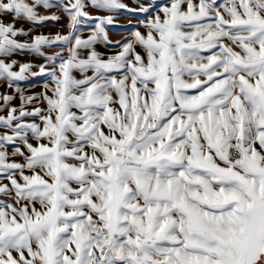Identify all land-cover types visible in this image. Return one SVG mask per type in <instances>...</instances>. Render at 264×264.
I'll return each mask as SVG.
<instances>
[{
    "label": "snow or ice",
    "instance_id": "6c2138e0",
    "mask_svg": "<svg viewBox=\"0 0 264 264\" xmlns=\"http://www.w3.org/2000/svg\"><path fill=\"white\" fill-rule=\"evenodd\" d=\"M88 6L155 15L105 57ZM38 8L69 34L19 42L2 17L59 19ZM28 76L51 87L0 95V264H264V0H0V78Z\"/></svg>",
    "mask_w": 264,
    "mask_h": 264
},
{
    "label": "crops",
    "instance_id": "0c3cea01",
    "mask_svg": "<svg viewBox=\"0 0 264 264\" xmlns=\"http://www.w3.org/2000/svg\"><path fill=\"white\" fill-rule=\"evenodd\" d=\"M155 15V11H152L150 14H145L142 17L139 18H131L128 19L127 22L125 23H121L120 25H108V26H104L105 27V32L107 34L108 40L112 41L113 43H107L104 41H98L95 44V49L96 51H98L101 55L107 57V56H111V55H115L118 51L119 48L117 46H115V41H124L126 38H130L131 37V33L135 30H139L142 33L145 32V28L143 27L142 21H145L148 17ZM26 29L24 31H26L28 33V35L33 34V37L36 35H46L45 33H41L42 30H51L54 29L53 32H55L54 34L51 33V31H49V34H47V36H55L56 34H61V35H68L70 30L68 29H63L62 32L60 31V33H56L57 32V26H32L27 24V26L25 27ZM95 30V24L92 25H88V26H83L82 28H79L76 30V34H78L82 39H87ZM36 34V35H35ZM17 40L19 42H30L31 39H29V37H25V36H18ZM43 49V48H42ZM41 49V50H42ZM139 50V49H138ZM45 55H53L56 52H61L63 53V55L65 57H67L68 53L66 48L65 49H61L55 46L52 47H44V49L42 50ZM8 62V61H7ZM23 63H31L33 65H35V67L32 68L31 71L33 72H38L39 71V65L41 64H45L46 61L42 56H38L35 53L28 51V50H23V51H18L17 54V67L14 68V71H18L19 70V65L23 64ZM50 65H49V70H50ZM36 78V79H35ZM5 81L7 82H3L1 83V92L2 95H9V91H13L16 92L17 88H20L21 90H23L24 95L26 96H33L36 95L38 93H41L42 91H44L43 85L45 83H49V86L51 87V82L49 80L48 77L46 76H28L27 79L22 80V81H16V82H11V87L9 86V81L7 79H5ZM49 95H51V93H49ZM11 96H14L13 94H11ZM16 98H14L11 103L10 106L11 107H19L20 106V97L19 94L17 93V95L15 96ZM36 106H40V107H46V105L44 104H37ZM32 106H28L29 110H31ZM0 115H7V110L4 109L2 107V102H1V106H0ZM29 122H31L29 120ZM17 145H9L8 146V152H9V161L11 162L12 160H14L15 162H21V158L20 157H12L11 156V152L13 151L14 147ZM23 150V149H22Z\"/></svg>",
    "mask_w": 264,
    "mask_h": 264
},
{
    "label": "rangeland",
    "instance_id": "374dc122",
    "mask_svg": "<svg viewBox=\"0 0 264 264\" xmlns=\"http://www.w3.org/2000/svg\"><path fill=\"white\" fill-rule=\"evenodd\" d=\"M29 3L32 2V0H28ZM65 3H67V0H64ZM121 2L123 4H125L128 8L131 9H138L139 6L141 4H143L144 6L148 7L151 4H155V5H161V4H165L167 3V0H121ZM85 3H88V0H85ZM88 13L89 16L91 17H104V16H112L113 17V23L110 25H120L121 23H125L128 21V19H135V18H139L145 15V13H141V12H127L126 10H114L111 12H106L103 10H98V9H94L91 6L86 7L85 9ZM37 11L39 12L40 15H47V16H52L55 15L57 17H59V19L52 21V20H48V21H44L42 24H33L32 22L23 20V19H16L15 21H13V17L12 16H3L2 19L5 23L8 22H14L15 23V27L17 29H23L25 30L27 24L32 25V26H57L58 28L56 29L57 32L56 33H60V31L62 32L63 29H69L68 24H69V17L68 15L62 10V9H57V8H52V9H44V8H38ZM152 11L148 12L147 14H150ZM96 20L94 19H88V18H81V22L80 24L77 25V29L82 28L83 26H88V25H92V24H96ZM108 26V25H106ZM54 29H51L49 31H51L52 34H54L55 32H53ZM48 30H42V34L45 33L46 35L49 34ZM36 35V34H35ZM29 39H31L33 37V34L28 35ZM17 39V38H16ZM44 49V48H43ZM42 49V50H43ZM17 54L18 51L13 53L9 58H6L5 62H11L12 60L17 61ZM17 65L14 67L16 68ZM36 79V78H35ZM3 82H7L5 81L4 78H0V95H2L1 92V83ZM16 82V81H14ZM12 85V84H11ZM9 95L13 94L15 97L17 95L16 92L13 91H9L8 93ZM16 98V97H15ZM0 106H1V102H0ZM4 183H7L6 180L3 181ZM0 199H4V197H0ZM14 255H16L14 253Z\"/></svg>",
    "mask_w": 264,
    "mask_h": 264
}]
</instances>
